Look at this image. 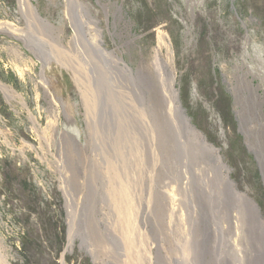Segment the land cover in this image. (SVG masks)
Returning <instances> with one entry per match:
<instances>
[{"label": "rangeland", "instance_id": "374dc122", "mask_svg": "<svg viewBox=\"0 0 264 264\" xmlns=\"http://www.w3.org/2000/svg\"><path fill=\"white\" fill-rule=\"evenodd\" d=\"M31 1L52 24L29 0H0V80L16 91L0 87V242L12 263L241 264L231 206L202 187L153 55L163 31L186 114L264 217L261 156L235 91L248 75L264 111V0H84L126 63L101 54L71 0ZM133 175L143 199L127 190Z\"/></svg>", "mask_w": 264, "mask_h": 264}, {"label": "bare ground", "instance_id": "6f19581e", "mask_svg": "<svg viewBox=\"0 0 264 264\" xmlns=\"http://www.w3.org/2000/svg\"><path fill=\"white\" fill-rule=\"evenodd\" d=\"M71 1L87 16L85 17L88 20L90 28L94 32L93 36L96 39L95 42L99 46L101 54L117 59L118 57L115 55L113 50L109 51L103 46L104 37L102 34V26L100 25L99 18L92 12L90 5L84 0ZM29 3L32 10L35 12V15L39 19H43L46 23L52 24L47 18L41 16L37 6L31 0H29ZM166 37L167 34L165 32H160L158 48L153 55L154 63L158 71H160V69L164 70V77L168 76L171 78L170 90L168 92L170 93L172 103L178 112L180 123L184 129L193 136V141L191 137H188L186 141L192 143V146L194 147L193 150L195 154L193 157L197 160L195 172L201 180L205 181L204 186H202V184L201 186L203 188L207 186L212 192L211 194L216 195L215 203L217 205L226 202L227 199L229 205L231 206L228 208L230 210L229 219L231 220V223L234 224L233 228L235 231V258L238 259L241 264H264V217L261 208L248 192L242 191L236 186L235 181L231 178L228 163L225 162L219 148L210 143L206 136L198 131L194 125H192L180 98V90L177 88V73L174 70L173 63L169 58L165 59L161 53L162 45H168ZM118 59L126 63L124 58L119 57ZM160 76L163 77V75ZM141 77L143 79L144 75L141 74ZM0 87H2L4 91L11 96H13L16 92L12 87L5 84L1 80ZM235 91L237 102L241 105L239 115L242 126L246 132L250 146L261 156L264 173L263 99L259 96L257 87L254 85L253 81L249 79L246 74L243 75L241 83H238L235 86ZM257 122L258 125H256ZM215 173H218L219 179L215 178ZM133 177V189L131 191L127 188V190H129L131 197L134 200L136 197L143 199L144 195L142 196L141 194L143 190L140 189L141 187L139 185L137 187V184H135V176L133 175ZM141 180L143 181L142 178ZM214 181L220 182L221 187H215ZM199 202L202 203L201 198H199ZM201 213L204 217L202 218V222L206 223L204 221L205 218H208L207 214L205 212ZM137 216L140 218L139 220L145 222V211L142 213V209H139L137 211ZM0 264H13L9 258L7 248L2 242H0Z\"/></svg>", "mask_w": 264, "mask_h": 264}]
</instances>
